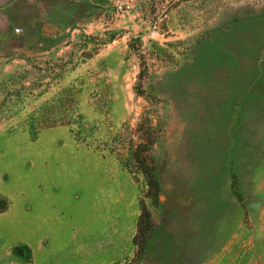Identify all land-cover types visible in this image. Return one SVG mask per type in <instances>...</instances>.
I'll return each mask as SVG.
<instances>
[{"label": "rangeland", "instance_id": "obj_1", "mask_svg": "<svg viewBox=\"0 0 264 264\" xmlns=\"http://www.w3.org/2000/svg\"><path fill=\"white\" fill-rule=\"evenodd\" d=\"M107 3L0 62V264H264V97L177 107L185 82L264 85V0Z\"/></svg>", "mask_w": 264, "mask_h": 264}, {"label": "crops", "instance_id": "obj_2", "mask_svg": "<svg viewBox=\"0 0 264 264\" xmlns=\"http://www.w3.org/2000/svg\"><path fill=\"white\" fill-rule=\"evenodd\" d=\"M107 2L108 0H0V62L12 58L8 65L18 63L27 54L36 55L48 38L61 34L74 35L88 23L104 21L110 11ZM15 30H19V33ZM221 63L211 66L212 72L217 70V73L226 74L227 70L224 71L225 68L222 67L225 62ZM181 87L183 94L177 107L185 116L184 125L201 126L205 120L209 123L217 116H237L238 111H244L246 101L254 100L256 104L259 96L264 97V85L261 84V88L255 90L250 89L249 82H243L240 77L234 76L216 75L211 79L205 77L195 83L185 82ZM247 112L246 110V115ZM240 115L243 116L244 113L238 116Z\"/></svg>", "mask_w": 264, "mask_h": 264}, {"label": "built area", "instance_id": "obj_3", "mask_svg": "<svg viewBox=\"0 0 264 264\" xmlns=\"http://www.w3.org/2000/svg\"><path fill=\"white\" fill-rule=\"evenodd\" d=\"M114 8L116 10L117 16H119V17L125 16L130 10V8L128 6H125L124 4H120L117 1L114 4ZM15 32L17 33L18 30H15Z\"/></svg>", "mask_w": 264, "mask_h": 264}]
</instances>
